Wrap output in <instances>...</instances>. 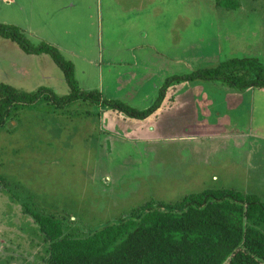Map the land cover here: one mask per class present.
<instances>
[{
  "label": "rangeland",
  "instance_id": "obj_1",
  "mask_svg": "<svg viewBox=\"0 0 264 264\" xmlns=\"http://www.w3.org/2000/svg\"><path fill=\"white\" fill-rule=\"evenodd\" d=\"M217 1L0 0V24L33 46L56 47L82 91L143 111L173 76L230 59L264 64V0H231L237 9ZM0 83L69 93L48 56L7 40ZM163 94L144 121L112 110L98 116L83 102L57 109L44 96L11 114L0 129V264L46 259L47 241L28 212L83 237L150 201L227 190L264 203V91L198 81L169 83Z\"/></svg>",
  "mask_w": 264,
  "mask_h": 264
},
{
  "label": "trees",
  "instance_id": "obj_2",
  "mask_svg": "<svg viewBox=\"0 0 264 264\" xmlns=\"http://www.w3.org/2000/svg\"><path fill=\"white\" fill-rule=\"evenodd\" d=\"M217 6L238 8L231 0H219ZM0 40L17 45L27 55L48 56L69 90L61 97L49 90L30 94L0 83V129L15 110L34 106L42 96L57 109L83 102L141 121L159 108L169 83L200 81L238 92L264 91L263 63L256 58L230 59L173 76L159 89L154 104L138 111L106 100L97 91H80L72 64L57 48L44 42L33 46L19 29L1 24ZM28 213L48 244L43 264H264V203L255 195L219 190L191 194L173 204L145 202L118 222L83 237L64 235L63 223L54 217Z\"/></svg>",
  "mask_w": 264,
  "mask_h": 264
},
{
  "label": "crops",
  "instance_id": "obj_3",
  "mask_svg": "<svg viewBox=\"0 0 264 264\" xmlns=\"http://www.w3.org/2000/svg\"><path fill=\"white\" fill-rule=\"evenodd\" d=\"M48 44V43H47ZM50 45V44H49ZM52 46V45H51ZM54 47V46H53ZM56 48V47H55ZM58 50V49H57ZM180 64H182V61H180ZM73 66V65H72ZM186 67H188V65L186 66ZM79 88V87H78ZM80 89V88H79ZM179 89V88H178ZM177 89V90H178ZM80 91H82L81 89H80ZM246 91V90H245ZM82 92H89V91H82ZM98 92V91H97ZM243 92V91H242ZM189 93H193V91H190ZM101 94V93H100ZM238 95L237 96H235V98L232 100V102L230 103V106H231V104H232V106H231V108H235L236 107V105L238 104V102L240 101V99H241V97H242V95H240V93H237ZM229 97H232V95H230ZM85 105H86V103H84ZM95 108H96V111L98 112L97 113V115L99 116V114L101 113V112H105L106 113V111H109L110 109L109 108H104V109H101V108H99V107H96V106H94ZM100 109V110H99ZM156 112V111H155ZM121 115V114H120ZM153 115V114H152ZM151 115V116H152ZM121 118H122V120L123 119H125L124 117H123V115H121ZM240 118H243V117H240ZM235 120L237 119V118H234ZM244 119H248V117L247 116H244ZM141 121H144V120H141ZM111 133H113V131H110ZM109 133V132H108ZM107 136H110V135H108L107 134Z\"/></svg>",
  "mask_w": 264,
  "mask_h": 264
}]
</instances>
